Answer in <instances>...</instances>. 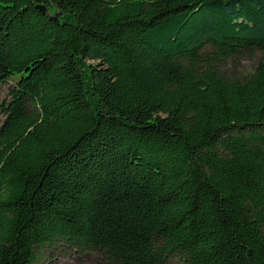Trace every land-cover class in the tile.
Masks as SVG:
<instances>
[{
  "label": "trees",
  "instance_id": "16d2710c",
  "mask_svg": "<svg viewBox=\"0 0 264 264\" xmlns=\"http://www.w3.org/2000/svg\"><path fill=\"white\" fill-rule=\"evenodd\" d=\"M0 83V264H264V0H0Z\"/></svg>",
  "mask_w": 264,
  "mask_h": 264
},
{
  "label": "rangeland",
  "instance_id": "374dc122",
  "mask_svg": "<svg viewBox=\"0 0 264 264\" xmlns=\"http://www.w3.org/2000/svg\"><path fill=\"white\" fill-rule=\"evenodd\" d=\"M210 50V46L206 45L202 52ZM260 56L261 54L258 52L248 54L242 51L237 55L222 60L220 70L226 76L242 79L253 71ZM89 62L94 64L97 61ZM7 89V83H0V103L7 98ZM2 119L3 116L0 111V123ZM73 249L60 242H57L53 246L44 247L38 251L36 264H102L100 254L89 250L79 253ZM167 264L181 263L178 258L171 257Z\"/></svg>",
  "mask_w": 264,
  "mask_h": 264
},
{
  "label": "water",
  "instance_id": "95a60500",
  "mask_svg": "<svg viewBox=\"0 0 264 264\" xmlns=\"http://www.w3.org/2000/svg\"><path fill=\"white\" fill-rule=\"evenodd\" d=\"M37 7L42 11V12H46L47 11V7L45 5H40L38 4ZM59 16V13H55L51 15V18L54 20H57Z\"/></svg>",
  "mask_w": 264,
  "mask_h": 264
}]
</instances>
